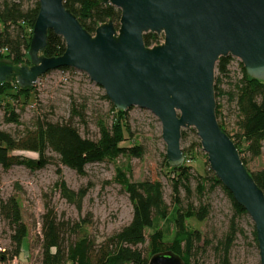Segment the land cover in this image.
<instances>
[{
	"label": "water",
	"instance_id": "95a60500",
	"mask_svg": "<svg viewBox=\"0 0 264 264\" xmlns=\"http://www.w3.org/2000/svg\"><path fill=\"white\" fill-rule=\"evenodd\" d=\"M121 11L89 33L65 0H38L28 57L30 66L0 64V85L33 88L40 78L75 69L102 87L120 112L138 107L162 126L167 163L183 166L182 131L195 129L210 170L253 221L264 264V191L242 161L217 118L215 72L220 58L240 60L246 74L264 83V0H99ZM49 32L63 39L65 53L43 56ZM146 34L163 38L152 48ZM148 264H186L172 251Z\"/></svg>",
	"mask_w": 264,
	"mask_h": 264
},
{
	"label": "trees",
	"instance_id": "16d2710c",
	"mask_svg": "<svg viewBox=\"0 0 264 264\" xmlns=\"http://www.w3.org/2000/svg\"><path fill=\"white\" fill-rule=\"evenodd\" d=\"M68 8L80 21L82 26L91 34L102 24L112 21L119 25L121 11L110 5L100 4L99 0H65ZM39 13L38 0H0V64L9 62L14 68L30 66L28 51L32 37V30ZM144 42L147 47H154L163 42V38L156 34H146ZM66 45L63 39L49 32L48 44L43 52L47 58L60 57L65 53ZM232 57H222L217 63L218 78L215 79V94L218 99L223 91L220 88L221 79L229 76V67ZM242 79L238 81L229 93L230 100L237 104L239 111L240 134L238 141L233 139L240 152L242 161V144H246L253 157L262 154L264 142V83L250 78L242 65ZM62 71L67 68L60 69ZM33 88L21 89L15 78L12 82L0 85V106L5 110V120L8 124L20 125V116L13 106L14 101L27 100L31 97ZM23 98V99H22ZM114 114L113 123L109 126L103 120L98 122L100 138L96 141L83 138L73 123L78 118L84 121L83 109L77 104L72 106L71 120L62 123L48 121L37 122L34 128H29L19 137L0 130V165L6 170L14 166H24L30 170H41L49 163L48 153L59 156L61 165L85 175L88 165L101 163L108 158L119 156L129 158H142V146H123L127 136H131V129L127 122L125 112L112 107ZM221 108L217 105V118L221 116ZM186 132L182 131V139ZM199 146V144H198ZM16 152H30L38 159H30L15 155ZM184 152L185 163L178 168L168 165L165 156L164 168L169 179L173 196L174 207L171 208L165 201L163 184L159 181L130 182L126 175L120 171L117 180L128 194L133 204V216L128 225L107 239L105 244L97 251L93 250L87 239H83L70 246L66 252L62 248V225L51 213L44 216L43 241L41 256L38 264H148L149 259L161 252L172 251L180 256L186 264H192L203 237L200 232L189 229L187 221L196 219L204 221L210 214V206L202 204L207 192L221 188L229 197L235 216L231 220L228 232L216 246L220 257V264H230V252L241 230L236 222L237 218L246 216L245 210L239 206L232 195L223 187L212 171L206 176H197L198 186L193 191L191 187L192 167L186 164L188 155ZM48 157V158H47ZM51 159V158H49ZM257 185L264 191V169L252 173ZM62 197L69 203L82 209L83 200L87 196V189L75 192L69 189L65 182L59 184ZM185 191L186 200L198 198L199 206L193 202L186 205L181 197ZM1 214L13 229L11 244L13 250L0 252V263L6 264L18 258L22 253V245L28 235V228L23 222L21 207L15 198L2 203ZM175 210L176 233L172 243L165 242L162 231H156L149 236L148 229L154 228L157 219L166 220ZM81 228V226H77ZM254 239L257 242L255 231ZM258 243V242H257ZM148 244V255L144 256L140 246ZM55 250V251H52Z\"/></svg>",
	"mask_w": 264,
	"mask_h": 264
},
{
	"label": "rangeland",
	"instance_id": "374dc122",
	"mask_svg": "<svg viewBox=\"0 0 264 264\" xmlns=\"http://www.w3.org/2000/svg\"><path fill=\"white\" fill-rule=\"evenodd\" d=\"M240 65H242L240 60L233 58L229 76L221 79L220 88L223 94L216 99L217 105L221 108L218 122L236 141L241 133L238 123L240 115L237 104L230 100L229 93L242 79ZM217 78L216 71L215 79ZM33 89L34 92L29 99L14 101L13 106L20 116V125L8 124L5 120V110L0 106V130L19 137L27 129L34 128L37 122H67L71 120L74 103L84 112V121L73 119L83 138L96 141L100 138L98 122L103 120L109 126L113 123L114 106L107 98L105 90L92 82L83 72L75 69L50 72L40 78ZM125 113L132 135L127 136L123 146H142L144 155L140 159L124 156L108 158L104 162L88 165L83 176L61 165L59 156L51 152L48 153L51 159L47 157L49 163L41 170L33 171L24 166H14L6 170L0 165V206L15 198L21 207L23 222L28 228L22 253L17 258L19 264L39 263L43 241V218L49 213L63 227L62 248L66 252L70 246L83 239H87L92 249L97 251L108 238L128 225L133 216V204L117 180L120 171L132 183L146 180L161 182L166 203L171 208L174 207L173 189L164 168L166 144L162 138L159 119L152 112L138 107H133ZM184 131L186 137L181 140V148L188 155L186 164L192 167L191 187L195 191L198 186L197 176H206L210 167L195 129ZM241 150L249 172L264 169V142L259 157H253L244 143ZM15 155L38 159L36 154L30 152H16ZM61 182H65L67 187L75 192L87 189L88 193L81 210L62 197L59 188ZM181 197L185 205L193 202L199 206L198 198L186 200V193L183 190ZM202 204L210 206L208 218L204 221L196 219L187 221L189 229L200 232L203 237L192 264H220L216 246L228 232L231 220L236 215L235 210L221 188L207 192ZM175 210L174 208L166 220H155L154 228L148 229L146 235L162 231L165 242L172 243L176 233ZM236 222L241 233L238 234L231 249L230 264H261L258 243L253 235L255 231L253 221L246 215L237 218ZM12 234L13 229L0 209V252L13 250ZM139 249L144 256L148 255V244L140 246ZM6 264H13V260Z\"/></svg>",
	"mask_w": 264,
	"mask_h": 264
},
{
	"label": "built area",
	"instance_id": "2783aa9c",
	"mask_svg": "<svg viewBox=\"0 0 264 264\" xmlns=\"http://www.w3.org/2000/svg\"><path fill=\"white\" fill-rule=\"evenodd\" d=\"M40 80V79H39ZM13 264H19V262H18V259L17 258H15L14 260H13Z\"/></svg>",
	"mask_w": 264,
	"mask_h": 264
},
{
	"label": "crops",
	"instance_id": "0c3cea01",
	"mask_svg": "<svg viewBox=\"0 0 264 264\" xmlns=\"http://www.w3.org/2000/svg\"><path fill=\"white\" fill-rule=\"evenodd\" d=\"M22 264V263H21ZM25 264H28L27 262Z\"/></svg>",
	"mask_w": 264,
	"mask_h": 264
},
{
	"label": "bare ground",
	"instance_id": "6f19581e",
	"mask_svg": "<svg viewBox=\"0 0 264 264\" xmlns=\"http://www.w3.org/2000/svg\"><path fill=\"white\" fill-rule=\"evenodd\" d=\"M216 73V72H215Z\"/></svg>",
	"mask_w": 264,
	"mask_h": 264
}]
</instances>
